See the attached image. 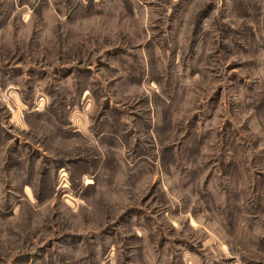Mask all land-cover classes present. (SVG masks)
<instances>
[{
	"label": "rangeland",
	"instance_id": "rangeland-1",
	"mask_svg": "<svg viewBox=\"0 0 264 264\" xmlns=\"http://www.w3.org/2000/svg\"><path fill=\"white\" fill-rule=\"evenodd\" d=\"M184 262L264 264V0H0V264Z\"/></svg>",
	"mask_w": 264,
	"mask_h": 264
},
{
	"label": "crops",
	"instance_id": "crops-1",
	"mask_svg": "<svg viewBox=\"0 0 264 264\" xmlns=\"http://www.w3.org/2000/svg\"><path fill=\"white\" fill-rule=\"evenodd\" d=\"M191 262H193L194 260H193V258H191V260H190ZM184 263H186L187 264V262H184Z\"/></svg>",
	"mask_w": 264,
	"mask_h": 264
}]
</instances>
